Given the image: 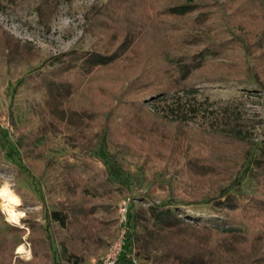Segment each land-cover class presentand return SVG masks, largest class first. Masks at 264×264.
<instances>
[{
  "label": "rangeland",
  "instance_id": "rangeland-1",
  "mask_svg": "<svg viewBox=\"0 0 264 264\" xmlns=\"http://www.w3.org/2000/svg\"><path fill=\"white\" fill-rule=\"evenodd\" d=\"M219 43L181 82L178 58ZM83 51L115 62L64 75L73 92L62 103L43 73ZM156 70L169 75L164 95L153 91ZM216 73L227 78L199 81ZM0 127L20 146L11 156L1 138L0 185L25 212L19 224L0 212V264H53L54 249L64 264H106L124 209L133 235L119 264H215L208 249L219 243L250 262L259 253L225 233L211 203L185 201L227 187L225 197L243 200L264 187L253 175L264 158V0H0ZM86 139L95 152L103 143L121 179L84 194L74 184L93 148ZM76 196L99 204L65 222L46 218ZM202 222L218 229L205 233Z\"/></svg>",
  "mask_w": 264,
  "mask_h": 264
},
{
  "label": "trees",
  "instance_id": "trees-1",
  "mask_svg": "<svg viewBox=\"0 0 264 264\" xmlns=\"http://www.w3.org/2000/svg\"><path fill=\"white\" fill-rule=\"evenodd\" d=\"M223 46L224 43H219L212 46L209 45L206 50L201 53H195V55H191L189 56V58H178V70L176 71V73L180 78L181 82L183 81L185 83H188L191 76H193L197 71H200L202 68H204V66L206 65V62H204V57L207 55L206 52H209V50H211L212 52L222 51ZM65 58L69 60H67V62L61 68L56 69L55 72L51 74L43 73V79L45 80V83L49 84V87H51L53 92L56 94V97L60 99V102L62 103L63 100L69 101L73 92V85L71 84V82H64L62 80L64 75L73 70L83 71V68L88 71H91L94 68H97L98 66L105 67L109 66L112 62H115V58L113 55H105L100 53V51L74 52L69 53V55L65 56L64 59ZM154 76H156V81H158L159 84H155L153 91L157 94H163L165 90H163L162 87H165L169 75L160 76V72H157L156 70L152 72L151 77L154 78ZM226 78L227 77L225 75L223 77L220 74L218 75L216 73L214 76L211 75L210 77L200 79L199 81L210 84L219 81H224ZM129 106L132 109L139 108L137 102H133ZM85 111H87V109L83 110L82 112L86 113ZM71 113L74 114L73 112ZM75 116L78 117L77 113H75ZM103 137H105V134L103 135ZM235 137L237 139H240L242 135L238 134L235 135ZM1 138H4L6 140V144L9 145L11 156L19 154V143L17 141L11 142V140L8 138V131H6L5 129H1L0 127V141ZM79 139L82 140L83 137H79ZM85 142L89 143L90 147L93 148L92 150H90V152L87 153L90 158L83 161L81 163V167H75L78 181H76V183L74 184V190L76 192L80 191L84 194L89 192V190H87L88 186H91L93 188H99L103 184H106V186L109 187L110 180H116V178H118V180L121 179L120 168L117 166L118 164L116 161L109 160V155L106 153L103 143L100 144V148L95 152L94 148L97 146V144L87 139ZM85 142L82 143L84 144ZM36 146V144H33V147ZM100 159L104 160L105 167L103 165L99 166ZM255 168L256 169L253 172V175L256 179H258L259 183L264 184V158L256 159ZM106 172L108 173V175L105 179V177L103 178V175ZM237 182L238 181H236L235 183ZM228 192L229 188L227 187L220 190L218 194L216 193L213 196L201 197V199H188L187 201H185V203H211V205L215 209V212H217L218 215L222 216L224 221L229 225L225 229V233L232 237L233 241L238 244L245 245L247 243L251 246H254L255 251L259 253L257 258L252 259L250 262H248V260H244L242 258L235 259V257L231 256V252L234 253L233 246H231V248L223 247L222 243H219L216 247L214 245L209 244L210 248L208 250L210 254L219 255L216 259L217 262H215V264H264V252L259 249V241L260 239H264V187L260 186V188H257L255 193L247 195L246 197H244L243 200H236L225 197L226 195H228ZM98 204L99 203L92 201L83 202V200L76 196L73 200H70L68 205H65L63 203V208L56 209L52 213L47 212L46 218H48V220L55 219L60 222H65V220L70 215L74 217L77 214L89 215V213L95 211L94 208H96ZM131 218L132 214L127 212L126 221L124 222L126 230L124 232V235L122 236L123 240L121 244V249H119V255L116 264H119V260L122 259L121 256L124 252H126L130 245V238L133 235V229L129 227ZM175 220H178V218H176ZM198 226L201 229L203 228L205 233H210L218 229L217 227H214L204 222H202ZM259 226L261 229H258ZM46 230L51 233L49 225H47ZM52 246L53 248H55L54 242L52 243ZM54 250L55 255L53 259V264H64L61 260V256L59 255V253H57L58 250ZM226 256H229V258ZM73 258L76 259V263L79 261L78 257Z\"/></svg>",
  "mask_w": 264,
  "mask_h": 264
},
{
  "label": "clouds",
  "instance_id": "clouds-1",
  "mask_svg": "<svg viewBox=\"0 0 264 264\" xmlns=\"http://www.w3.org/2000/svg\"><path fill=\"white\" fill-rule=\"evenodd\" d=\"M0 198H4L7 201V203L0 204V212H5L6 215H11L15 219L16 224H19V220L25 216V212L15 211L12 206H18L22 203V201L18 196L11 192L10 185L7 182H5L3 185H0ZM19 251H24L23 246H21ZM22 258L26 261L31 260L32 256L30 250Z\"/></svg>",
  "mask_w": 264,
  "mask_h": 264
},
{
  "label": "built area",
  "instance_id": "built-area-1",
  "mask_svg": "<svg viewBox=\"0 0 264 264\" xmlns=\"http://www.w3.org/2000/svg\"><path fill=\"white\" fill-rule=\"evenodd\" d=\"M125 215H126V210L124 209L122 212V217L120 218L119 223L122 224V222L125 221V219H126ZM124 232H125V229H123L121 236L124 235ZM122 240L123 239H120V241L115 243V245L112 247V249L110 250L111 253L109 254V257L106 260V264H116L117 263V259H118V255H119V249H121Z\"/></svg>",
  "mask_w": 264,
  "mask_h": 264
},
{
  "label": "bare ground",
  "instance_id": "bare-ground-1",
  "mask_svg": "<svg viewBox=\"0 0 264 264\" xmlns=\"http://www.w3.org/2000/svg\"><path fill=\"white\" fill-rule=\"evenodd\" d=\"M10 190H11V192H12L14 195L18 196L17 194H15V193L12 191L11 187H10ZM18 197H19V196H18ZM19 198H20V197H19ZM4 203H7V201H6L4 198H0V204H4ZM12 207H13V209H14L15 211H18V209L16 208V206H12ZM19 211H20V210H19ZM19 211H18V212H19ZM4 213H5V212H4ZM8 218H9L10 221L16 222L15 219H14L11 215H8ZM20 220H21V218H20ZM20 220H19V222H20ZM21 246H23V248H25L24 245H21ZM21 246L19 247V249L21 248Z\"/></svg>",
  "mask_w": 264,
  "mask_h": 264
}]
</instances>
